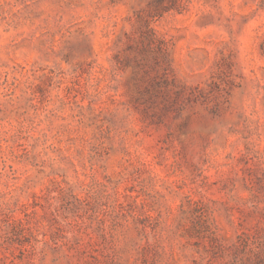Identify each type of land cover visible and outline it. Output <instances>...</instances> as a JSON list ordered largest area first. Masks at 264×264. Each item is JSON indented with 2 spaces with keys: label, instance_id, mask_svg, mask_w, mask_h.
Returning a JSON list of instances; mask_svg holds the SVG:
<instances>
[{
  "label": "rangeland",
  "instance_id": "obj_1",
  "mask_svg": "<svg viewBox=\"0 0 264 264\" xmlns=\"http://www.w3.org/2000/svg\"><path fill=\"white\" fill-rule=\"evenodd\" d=\"M0 264H264V0H0Z\"/></svg>",
  "mask_w": 264,
  "mask_h": 264
}]
</instances>
